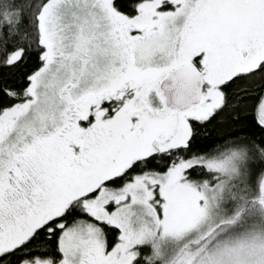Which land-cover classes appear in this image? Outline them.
Here are the masks:
<instances>
[{"label":"snow or ice","instance_id":"snow-or-ice-1","mask_svg":"<svg viewBox=\"0 0 264 264\" xmlns=\"http://www.w3.org/2000/svg\"><path fill=\"white\" fill-rule=\"evenodd\" d=\"M0 264H264V0H0Z\"/></svg>","mask_w":264,"mask_h":264}]
</instances>
